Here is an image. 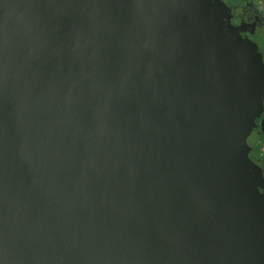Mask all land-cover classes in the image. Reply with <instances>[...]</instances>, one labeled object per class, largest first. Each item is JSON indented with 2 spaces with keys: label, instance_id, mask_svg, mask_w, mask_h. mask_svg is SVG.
Masks as SVG:
<instances>
[{
  "label": "water",
  "instance_id": "1",
  "mask_svg": "<svg viewBox=\"0 0 264 264\" xmlns=\"http://www.w3.org/2000/svg\"><path fill=\"white\" fill-rule=\"evenodd\" d=\"M225 17L0 0V264H264V64Z\"/></svg>",
  "mask_w": 264,
  "mask_h": 264
},
{
  "label": "flooded vegetation",
  "instance_id": "2",
  "mask_svg": "<svg viewBox=\"0 0 264 264\" xmlns=\"http://www.w3.org/2000/svg\"><path fill=\"white\" fill-rule=\"evenodd\" d=\"M220 2L225 9L227 23L241 39L256 47L264 64V0H220ZM256 124L257 127L253 129L251 135H257L260 139L249 145L251 148L249 158L260 168L264 179V153L261 156L256 153L259 147L264 149V100L263 112Z\"/></svg>",
  "mask_w": 264,
  "mask_h": 264
},
{
  "label": "rangeland",
  "instance_id": "3",
  "mask_svg": "<svg viewBox=\"0 0 264 264\" xmlns=\"http://www.w3.org/2000/svg\"><path fill=\"white\" fill-rule=\"evenodd\" d=\"M257 139H260L259 137H257V135H250L247 139V143L248 145H251L253 142H255Z\"/></svg>",
  "mask_w": 264,
  "mask_h": 264
},
{
  "label": "trees",
  "instance_id": "4",
  "mask_svg": "<svg viewBox=\"0 0 264 264\" xmlns=\"http://www.w3.org/2000/svg\"><path fill=\"white\" fill-rule=\"evenodd\" d=\"M257 155L258 156H261L263 153H264V149L262 150V148L261 147H259L258 149H257ZM263 157V156H262Z\"/></svg>",
  "mask_w": 264,
  "mask_h": 264
}]
</instances>
